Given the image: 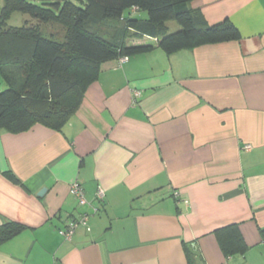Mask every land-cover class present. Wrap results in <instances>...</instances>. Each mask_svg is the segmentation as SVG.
Returning <instances> with one entry per match:
<instances>
[{
    "label": "crops",
    "instance_id": "0c3cea01",
    "mask_svg": "<svg viewBox=\"0 0 264 264\" xmlns=\"http://www.w3.org/2000/svg\"><path fill=\"white\" fill-rule=\"evenodd\" d=\"M190 6L241 38L173 54L130 38L146 49L103 62L62 130H0V225L27 226L0 264H264V0ZM84 215L72 239L60 234ZM231 224L245 254L221 249L215 231Z\"/></svg>",
    "mask_w": 264,
    "mask_h": 264
},
{
    "label": "trees",
    "instance_id": "16d2710c",
    "mask_svg": "<svg viewBox=\"0 0 264 264\" xmlns=\"http://www.w3.org/2000/svg\"><path fill=\"white\" fill-rule=\"evenodd\" d=\"M191 1L4 0L0 7V76L5 84L0 88V130L21 133L37 124L62 130L98 78L103 62L146 49L129 45L130 38L155 37L167 54L241 38L233 22L210 24L192 9ZM16 11L29 18L22 26H9L7 21ZM104 21L121 23L110 38L96 27ZM169 21H176L179 28L170 30ZM49 23L66 28L63 39L44 33ZM5 174L21 183L12 171ZM26 228L6 220L0 225V246ZM260 233L264 239V227ZM215 235L225 255L248 250L238 224L217 229Z\"/></svg>",
    "mask_w": 264,
    "mask_h": 264
},
{
    "label": "rangeland",
    "instance_id": "374dc122",
    "mask_svg": "<svg viewBox=\"0 0 264 264\" xmlns=\"http://www.w3.org/2000/svg\"><path fill=\"white\" fill-rule=\"evenodd\" d=\"M75 2L79 3V0H74ZM29 16L27 14L21 13V12H13L9 19H8V25L9 26H22L24 24V21L28 19ZM120 24L117 21H104L100 24H98L96 27L99 30L100 33H102L106 37H111L115 30L117 28H120ZM171 24L173 26H179L176 21H172ZM66 28L60 24L56 23H49L46 26H44V33L46 35L55 34L58 38L63 39L65 34ZM0 88H5L4 80L0 76Z\"/></svg>",
    "mask_w": 264,
    "mask_h": 264
},
{
    "label": "built area",
    "instance_id": "2783aa9c",
    "mask_svg": "<svg viewBox=\"0 0 264 264\" xmlns=\"http://www.w3.org/2000/svg\"><path fill=\"white\" fill-rule=\"evenodd\" d=\"M128 60H129L128 55L122 56L119 58V62H126ZM140 93H141L140 90H137V89L134 90V96L135 97H138L140 95ZM71 192L80 201L81 204H85L87 202V200L85 198L84 188L82 187L81 183L74 182L71 186ZM104 194H105L104 188L99 187V189L97 191V198L99 200H102L104 197ZM86 223H87V215H84L80 218H73L67 223L66 227L63 229H60L59 232L67 240H70V239H72L74 232L76 231L78 226L80 224H86Z\"/></svg>",
    "mask_w": 264,
    "mask_h": 264
},
{
    "label": "water",
    "instance_id": "95a60500",
    "mask_svg": "<svg viewBox=\"0 0 264 264\" xmlns=\"http://www.w3.org/2000/svg\"><path fill=\"white\" fill-rule=\"evenodd\" d=\"M46 191V188H43L40 192H39V195H43Z\"/></svg>",
    "mask_w": 264,
    "mask_h": 264
}]
</instances>
